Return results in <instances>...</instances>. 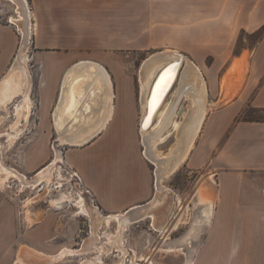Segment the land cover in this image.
I'll list each match as a JSON object with an SVG mask.
<instances>
[{
	"label": "crops",
	"instance_id": "crops-1",
	"mask_svg": "<svg viewBox=\"0 0 264 264\" xmlns=\"http://www.w3.org/2000/svg\"><path fill=\"white\" fill-rule=\"evenodd\" d=\"M40 5L39 37L44 30L53 39L62 37L67 28L43 25L46 9ZM263 26L264 0H152L151 35L158 38V46L188 54L202 71L222 62L223 72L207 81L210 106L185 159L190 168L206 167L195 194L203 214L193 239H183L196 245L195 254L186 259L192 264H264V119L239 118L247 106L264 110V34L247 51H233L241 31L253 33ZM19 42L13 25L0 23V161L27 177L37 175L60 152L106 215L149 203L154 187L151 163L140 145L143 107L121 52L40 41L31 52L26 48L25 61L17 62ZM208 54L214 58L210 65ZM20 63L23 79L16 82L11 71ZM96 64L106 72V81L84 76L97 75ZM60 134L93 135L69 144L60 142ZM8 176L2 181L12 188L19 180ZM43 182L48 183L36 186ZM208 199L209 217L204 204ZM54 214H27L1 188L0 264H42L64 246L72 247L63 238V218ZM170 214L167 231L176 219ZM160 236L154 254L162 244L168 246V237ZM109 255L116 259L122 250L115 247Z\"/></svg>",
	"mask_w": 264,
	"mask_h": 264
},
{
	"label": "rangeland",
	"instance_id": "rangeland-1",
	"mask_svg": "<svg viewBox=\"0 0 264 264\" xmlns=\"http://www.w3.org/2000/svg\"><path fill=\"white\" fill-rule=\"evenodd\" d=\"M26 1L28 15L30 13V17L28 16L29 25L27 26V34L25 31V19L23 16L19 17L20 13L23 14V8L10 0H0V23L15 22L21 30L22 37L19 42V51H22L23 49L26 51V48L28 47L27 50L31 52L33 48L32 46L36 43L37 45H40V41H42L41 44L43 45H49L50 43L53 44L58 41V44H61L62 46L86 47L88 49L91 48L94 51L111 48L119 51L124 58L123 61H126L128 64L127 72L131 74L135 80L139 104L140 101H142L139 70L143 60L154 52L163 51L165 49H174L165 46H158V38H153L151 35L152 0ZM40 3H44V9H46L45 12L47 11L46 13L44 12L43 25H49L52 23L67 28V30L62 31V37L53 39L49 37L50 34L47 30H44L41 37H39L36 13L38 14L40 11ZM51 11L56 12L50 13ZM16 18H20L21 21L16 20ZM49 20L51 21L49 22ZM34 22H36V26H34ZM262 30H264V28H260L253 33L241 31L234 43L233 51H247L255 46L262 36ZM30 52H27V55ZM181 53L187 56L189 60L193 61L188 54L184 52ZM213 59V55L208 54L205 60L207 64L210 65ZM218 61L219 64L215 66L217 69L214 67L212 70L202 71L206 81V87L209 79H215L217 75H220L223 72L221 66L222 62L220 60ZM208 98H210V96H208L207 88L205 101L207 106L204 117L210 106ZM179 102L180 103L177 105L176 116L178 122L184 120V116L192 103L189 99H181ZM239 118L264 119V110H256L247 106L241 112ZM204 119L205 118H203L201 127L192 146L200 134ZM23 136L24 135L22 134L21 137ZM53 140L54 139L51 140L50 146H53ZM140 140L141 149H143L142 151L144 153L145 146L143 145L142 135ZM176 140V134L167 137L163 142L158 144L159 151L162 154H166ZM3 152L6 156L5 160H8V151L5 150ZM54 155L55 154L53 153L51 159L48 161L49 163L51 162L50 160L55 158L56 155ZM59 155L61 156L62 154L60 153ZM149 162L151 163L153 174L154 197L157 192V167L151 162V160ZM2 165L4 164L2 163ZM9 170L14 169L10 168ZM35 174L36 172L29 174L27 177L31 178ZM52 174L53 177L51 181L48 183L43 182L40 186L26 187L22 185L21 181H18L16 185H12V188H7V184L2 181V179L5 178L3 175V178L0 179V189L4 188V190H8L14 197V201L18 208H20V210L26 209L27 214H29L30 211H34L38 213V217H40L46 213L55 215L54 213L58 212V216L60 215V217L63 218L65 234L63 237L64 241L71 242L70 244L72 245V247H64L74 249L81 248L83 244L81 246L80 243L83 242L86 237L91 236L92 228L94 227L96 234L99 236V238H97V241H99L98 246L102 245L103 248H110L109 251L105 248V257L104 254L100 255L103 264H134L131 262L132 259L136 260V264H192L190 260L186 261V259L189 258V255L193 256L195 254L196 245L184 244V241L187 242L188 238H190L189 240L193 239V234H196L193 228L198 224L201 214H203V206L200 207L201 205L198 204L195 194L201 181L205 180L206 167L190 168L186 166L184 160L174 172L162 179V183L168 187L173 194L172 210L170 211V217H176L173 228L172 230L167 231L170 226V224L167 223V227L164 231H162L163 229H160L161 231H156L150 226V218H146L140 223L134 225L129 224L128 231H122L121 236L119 237L120 240L118 241L119 246H121V238L124 242L122 247L124 248L125 255L123 257L126 261L123 259L124 261L122 263L120 260L121 256L113 259L111 258V255H109L115 247L120 249L117 245H114L115 243L113 246L111 245L112 243L108 241L111 236L116 233V222L114 220L109 222L104 220L103 217L106 214L97 207L94 198L89 191L82 186L78 176L63 162L62 156L60 162H58L57 168ZM46 188H48V190L45 194ZM33 197H36L37 199L31 201V198ZM62 197H64V200H61ZM80 197L83 200L82 202H80ZM204 204L209 217L212 212L211 202H207V205L206 203ZM81 205L90 209V215H86L82 211ZM176 210L177 213L181 211L179 215H177V213L174 214V211ZM28 221L31 223L33 220L28 218ZM160 235L168 237V246H163L162 244L160 250L154 254V249L157 247ZM106 241L108 243H106ZM174 242H176V245L173 244ZM109 243L110 247L108 245ZM95 249L91 252L89 251V253L80 251L74 255H63L62 258L60 257L57 260L54 259L51 261L49 259V261L50 264H85L84 260H94L97 257V254L94 259L91 257ZM49 261L43 262L42 264H49Z\"/></svg>",
	"mask_w": 264,
	"mask_h": 264
},
{
	"label": "bare ground",
	"instance_id": "bare-ground-1",
	"mask_svg": "<svg viewBox=\"0 0 264 264\" xmlns=\"http://www.w3.org/2000/svg\"><path fill=\"white\" fill-rule=\"evenodd\" d=\"M10 1L17 3L23 8V14L20 13L19 17L23 16L25 19V31L27 34V26L29 25L28 16L30 17V13L28 15L27 12V1ZM16 20H20V18H16ZM24 51V49L21 51V56L17 59V62L25 61V54H23ZM19 65H21V63L18 64V67L13 66V70L11 71V77L16 82L22 81L23 79L22 73L24 71L20 70L21 66L19 67ZM93 68H95L97 75L86 74L84 76L89 77L90 79L102 78L104 81L107 80L108 76L103 67L96 64ZM80 69H82V64L77 67L74 73L79 75L80 73H77L76 71L80 72ZM139 76L141 82V103L143 107V110L141 109L140 123L144 118L141 125H139V128L143 139V145L145 146L144 154L157 167V192L154 198L143 206H136L127 211L108 214L103 217L106 222L114 220L117 224L116 233H114L113 236L110 235L111 238L108 241L112 243L111 245L115 243L114 245H117V247L122 250L120 258L121 263L125 260L123 257L125 252L122 245L119 246L118 241L120 240L119 237L121 236L122 231L126 230L129 224L150 217L152 227H154L155 230L166 229L167 222H169L168 217L171 211L173 194L170 189L162 183V179L174 172L186 159L194 139L199 132L203 118H205L204 115L207 106L205 103L207 87L202 70L197 64L189 60L187 56L177 49H165L147 56L141 64ZM181 99H189L192 103L184 116V120L182 119L183 121L178 122L176 120L177 105L180 103L179 101ZM20 107L22 108V105ZM172 134H176L177 140L172 144L170 150L166 154H162L158 149V144ZM92 135L93 134H60L59 140L62 143L66 142L69 144L82 143L88 140ZM60 158L61 156L57 153L55 158L51 160L48 165L31 178L25 177L16 170L7 169L0 161V174H3L4 177L12 175L21 181L22 185L26 187H34L40 184L41 181H51L53 177L52 173H54V170L57 168ZM36 199V197H33L31 198V201ZM61 200H64V197H62ZM82 201L83 200L80 197V202ZM207 202H210V200L208 199ZM81 207L86 215H90V209L84 205H81ZM95 237L98 238L99 236L96 234L95 228L93 227L91 236H88L83 240V246L81 248L74 249L64 247L58 254L49 256L48 261L49 259L50 261L54 259L57 260L60 257L62 258L63 255H74L80 251L89 253V251L91 252L98 247V256L95 260L89 259L88 261L87 259L84 260V263L103 264L100 255L104 254L106 249L109 251L110 248H103L102 245L98 246L99 243H95ZM106 243L108 242L106 241ZM108 245L110 247V243ZM131 262L136 264V260L132 259Z\"/></svg>",
	"mask_w": 264,
	"mask_h": 264
},
{
	"label": "built area",
	"instance_id": "built-area-1",
	"mask_svg": "<svg viewBox=\"0 0 264 264\" xmlns=\"http://www.w3.org/2000/svg\"><path fill=\"white\" fill-rule=\"evenodd\" d=\"M11 25H13V27L15 28L17 34L20 36V38L22 37V33L21 30L19 29L18 25L14 22H10Z\"/></svg>",
	"mask_w": 264,
	"mask_h": 264
},
{
	"label": "trees",
	"instance_id": "trees-1",
	"mask_svg": "<svg viewBox=\"0 0 264 264\" xmlns=\"http://www.w3.org/2000/svg\"><path fill=\"white\" fill-rule=\"evenodd\" d=\"M264 28V26L261 28V29H263ZM258 31V30H257ZM264 34V30H262V33H261V35H263ZM243 119H245V118H243Z\"/></svg>",
	"mask_w": 264,
	"mask_h": 264
},
{
	"label": "water",
	"instance_id": "water-1",
	"mask_svg": "<svg viewBox=\"0 0 264 264\" xmlns=\"http://www.w3.org/2000/svg\"><path fill=\"white\" fill-rule=\"evenodd\" d=\"M143 119H144V118H143ZM143 119H142V120H143ZM142 120H141V123H142ZM141 123H140V125H141Z\"/></svg>",
	"mask_w": 264,
	"mask_h": 264
}]
</instances>
